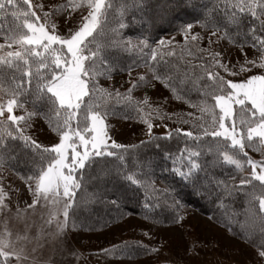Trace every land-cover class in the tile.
Returning a JSON list of instances; mask_svg holds the SVG:
<instances>
[{"label":"snow or ice","instance_id":"snow-or-ice-1","mask_svg":"<svg viewBox=\"0 0 264 264\" xmlns=\"http://www.w3.org/2000/svg\"><path fill=\"white\" fill-rule=\"evenodd\" d=\"M189 8L195 15L180 20L179 14H189ZM205 8L203 13L196 12L191 0H156L154 4L151 0H0V13H10L17 22L7 31L0 25V264H56L53 257L65 250L79 258L67 239L70 231L78 230L75 220L70 223L77 191L87 172L106 162L104 158L115 157L123 163L128 151V146L109 135V112L99 111L98 93L128 102L145 125L148 140L142 144L170 140L174 135L184 140L179 154L169 157L171 173L193 194L220 199L221 193L243 191L253 181L264 192V0H215L210 9ZM129 11L137 23L146 26L135 38L122 35L129 26L125 22ZM218 11L223 12L221 19L213 15ZM77 12L78 19L73 15ZM174 22L169 39L152 36L157 23ZM223 41L229 47H223ZM233 48L242 60L232 59ZM248 49L253 52L251 57ZM130 52L141 56L143 63L136 66L147 69L146 73L133 80L129 65L126 92L113 91L111 85L103 88L100 78L110 81L120 67L116 55ZM157 83L168 90L169 97L153 102L147 94L142 98L133 95L139 89L155 88ZM192 90L202 97L196 103L188 95ZM169 99L200 115L166 111ZM41 119L57 138L50 140V146L37 142L31 134ZM156 120L167 129L163 137L153 135ZM165 121L190 124L195 131L168 129ZM17 147L33 154L31 167L24 173L9 164L16 159ZM250 151L259 153L260 159H254ZM209 155L211 161L205 160ZM140 167L150 168L151 161ZM210 167L231 168L240 174L239 185L235 175L231 183L217 178L218 174L210 175ZM6 173L18 178L24 189L5 183ZM122 178L129 187H145L135 172ZM150 186L158 199L167 202L171 197L170 207L183 208L172 194L173 185L163 190ZM22 191L31 197L23 201V207ZM245 195L258 200L264 213V194ZM111 203L120 207L117 200ZM154 206L147 200L143 205L149 210ZM37 214L42 221L39 225L32 219ZM143 218L153 219L146 213ZM183 218L177 212L175 220ZM9 220L22 225L15 234L8 227ZM143 235L151 239L148 232ZM46 247L51 255L42 258ZM141 247L147 254H158L162 245ZM256 248L264 260V238ZM118 250L123 254L119 246L102 249V253L114 256Z\"/></svg>","mask_w":264,"mask_h":264},{"label":"trees","instance_id":"trees-1","mask_svg":"<svg viewBox=\"0 0 264 264\" xmlns=\"http://www.w3.org/2000/svg\"><path fill=\"white\" fill-rule=\"evenodd\" d=\"M155 2L156 0H151V3L154 4ZM214 2L215 0H191V4L195 6L196 12L199 13L207 11L205 6L210 9ZM133 11H129L125 16V22L129 26L122 30L124 37L131 36L135 38L146 27L133 19ZM188 13L181 12L179 19L191 20L195 13L191 8L188 9ZM136 15L138 17L139 13H136ZM213 15L216 19H221L223 12L218 11ZM176 22L157 23L151 29L152 36L159 39L164 35L172 34ZM15 23L17 22L10 13H0V25L3 26L5 31L14 27ZM105 31L108 36L112 35L110 30L106 29ZM0 40H2V37H0ZM109 52L115 53V49H109ZM115 58L118 60L120 67L113 72L112 77L127 73L129 65L132 66V70L142 68L136 66L138 63H143L138 53H119ZM120 91L122 93L126 92L122 89ZM188 95L194 103L202 99L195 90L190 91ZM209 102L214 103L211 100ZM96 103L100 106L99 111L107 110L109 112L108 117L110 118L133 121L139 125H144L139 122L136 113L128 105V102L123 99L118 100L114 96L98 93L96 94ZM154 122H158V120ZM44 124L48 129L47 124L45 122ZM179 125H184L189 131H195L190 124ZM52 134L55 136L54 133ZM154 136L163 137L165 134H154ZM147 140L148 138L142 141ZM132 145L137 147L132 148ZM132 145L128 146L123 163L115 157H107L104 158L106 162L94 166L91 171L87 172L82 187L77 191L76 203L72 209L74 215L70 217V223L71 220H75L78 230L86 232L100 231L119 222L127 215L144 219L145 213L153 219L144 220L164 225L173 224L176 221V214L181 208L169 206L171 197L167 202L163 198L158 199L150 186L154 184L156 189L163 190L168 188L169 185H173L175 192L172 194L180 200L183 207H190L208 217L213 223L223 227L232 237L257 251L256 245L264 238V233L261 232V229L264 228V213L259 210V201L253 200L252 195H245V192L254 193L257 196L264 194L258 181H253L252 185L243 186V191H233L231 195L221 193L220 199H217L215 195L211 198L206 195H195L191 188L181 186L178 179H175L171 173L173 165L172 159L169 157L178 155L184 148L183 139L174 135L170 140L160 139L152 143L142 144L139 142ZM15 152L16 159L10 160L9 164L14 170L24 173L31 167L33 154L22 147H17ZM204 159L211 161L212 157L209 155L205 156ZM147 161H151L150 168L140 167L142 163ZM129 172L137 173L145 182V187L140 188L135 185L129 187L128 182L122 178L124 174ZM209 174H218L217 178L229 181V183H231V176L235 175L237 176L236 184L239 185L240 174L235 173L231 168H225L224 171H221L219 167H210ZM245 175H247V172H245ZM112 200H117L120 207L112 204ZM146 200L150 205H155L151 210L143 207ZM121 213H124V215L121 216ZM116 246L123 250V254L118 250L112 257L139 258L147 254L145 248L136 242H124Z\"/></svg>","mask_w":264,"mask_h":264},{"label":"rangeland","instance_id":"rangeland-1","mask_svg":"<svg viewBox=\"0 0 264 264\" xmlns=\"http://www.w3.org/2000/svg\"><path fill=\"white\" fill-rule=\"evenodd\" d=\"M34 3L40 0H33ZM46 2V0H44ZM57 3L62 0H56ZM85 11L86 10H81ZM74 18L78 19L80 13H74ZM173 34V33H172ZM172 34L164 35L159 39H169ZM179 39V37H178ZM2 42V40H0ZM223 47H229L226 41L222 42ZM248 55L251 57L253 52L248 49ZM232 59L243 57L240 52L233 48L231 50ZM147 69L144 67L132 70V78L139 74H145ZM234 80L240 78H232ZM128 72L122 75L114 76L112 79H100L99 83L103 88H109L111 85L113 91L115 89L126 91L130 85ZM123 85V86H122ZM145 94L149 95L153 102L161 100L163 97H169L170 93L163 88L159 83L155 88L139 89L133 95L136 98H142ZM166 111L193 113L194 116H199L200 113L187 105L169 99L167 105L164 106ZM19 114V113H18ZM109 135L118 144L130 146L147 139L145 134V125H139L133 121H122L107 117ZM168 129L182 128L184 131H189L184 125H176L171 121H165ZM157 125L153 129L154 134H166L167 129L161 126V122H155ZM31 134L37 142L44 146H50V140L57 139L45 126L43 120H37ZM111 143V141H109ZM254 159H260L259 153H249ZM250 171V170H249ZM8 179L5 183H12L14 187H19L22 190L24 185L22 182L6 173ZM15 200V196L13 197ZM21 206L23 207L24 200H31V197L22 191ZM15 210V204H13ZM183 220L175 221L173 224L164 225L150 222L132 215L125 216L119 222L96 232H86L82 230L70 231L68 233V247L74 249L79 258L72 256L69 251L65 250L63 254L59 251L53 259L56 264H264L258 252L247 245L246 243L232 237L223 227L213 223L208 217L198 213L190 207H183L179 210ZM63 218L62 216L60 217ZM2 219V218H0ZM39 225L42 223L40 215L32 217ZM8 227L15 232L22 225L14 220H9ZM3 224L0 222V230ZM35 227L33 228V232ZM148 232V236L143 235ZM124 242H136L140 245L151 247H161L158 254H146L139 258L130 257H112L102 253V249L110 248ZM195 245V249L191 250ZM51 255L50 249L45 248L42 258H47Z\"/></svg>","mask_w":264,"mask_h":264}]
</instances>
